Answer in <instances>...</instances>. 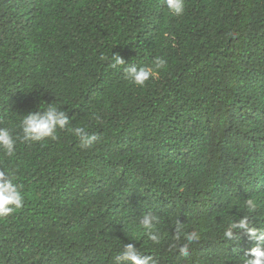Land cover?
I'll list each match as a JSON object with an SVG mask.
<instances>
[{
	"label": "trees",
	"instance_id": "trees-1",
	"mask_svg": "<svg viewBox=\"0 0 264 264\" xmlns=\"http://www.w3.org/2000/svg\"><path fill=\"white\" fill-rule=\"evenodd\" d=\"M102 54L167 66L138 88ZM50 104L101 141L65 130L0 155L25 201L0 219V264H112L127 243L159 264H242L255 241L222 234L248 197L264 228V0H186L181 17L163 0H0V127ZM146 212L159 246L136 235ZM177 219L201 233L188 260L169 247Z\"/></svg>",
	"mask_w": 264,
	"mask_h": 264
},
{
	"label": "clouds",
	"instance_id": "clouds-1",
	"mask_svg": "<svg viewBox=\"0 0 264 264\" xmlns=\"http://www.w3.org/2000/svg\"><path fill=\"white\" fill-rule=\"evenodd\" d=\"M163 4L170 16L181 17L185 13L186 0H163ZM100 59L108 61L110 68L122 70L125 80L138 88H144L167 66V61L162 57L154 58L151 64L140 66L126 63L119 54L110 56L102 54ZM65 130L78 138L82 149H89L101 141V136L97 133L89 132L84 127H72L67 113L50 104L24 115L19 123V132L13 127H0V155L12 158L16 154L18 141L29 146L40 144L47 140H56L58 132ZM24 202L23 185L18 182L16 170L0 171V219L20 211L24 207ZM243 206L249 215H240L238 219L229 221L223 230L222 239L239 242L242 236H246L249 240H254L255 246L239 259L242 264H264V228L258 227L250 218L258 207V201L256 198L248 197L244 199ZM159 223L160 219L156 214L144 213L139 219L136 235H144L153 245L159 246L162 239L157 229ZM185 228V224L179 219L175 221L173 243L169 247L188 260L191 246L199 243L202 237L200 232L196 230L189 232ZM112 264H159V262L154 255L143 254L133 243H127L114 255Z\"/></svg>",
	"mask_w": 264,
	"mask_h": 264
}]
</instances>
